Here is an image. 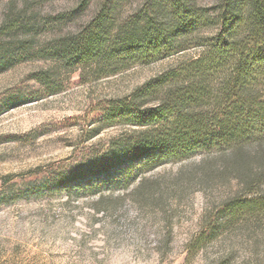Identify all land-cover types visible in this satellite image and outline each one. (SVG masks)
<instances>
[{
    "label": "rangeland",
    "instance_id": "1",
    "mask_svg": "<svg viewBox=\"0 0 264 264\" xmlns=\"http://www.w3.org/2000/svg\"><path fill=\"white\" fill-rule=\"evenodd\" d=\"M144 1H125L122 15ZM102 2L79 10L83 0H0V58L14 63L0 72V264H264V143L249 142L242 157L233 147L214 148L61 183L140 129L109 124L105 111L113 102L201 51L101 78L39 58L77 34ZM196 2L213 14L218 0ZM19 19L26 28L8 31ZM40 72L49 86L33 79ZM237 201L247 206L225 207Z\"/></svg>",
    "mask_w": 264,
    "mask_h": 264
},
{
    "label": "trees",
    "instance_id": "2",
    "mask_svg": "<svg viewBox=\"0 0 264 264\" xmlns=\"http://www.w3.org/2000/svg\"><path fill=\"white\" fill-rule=\"evenodd\" d=\"M125 1L103 0L86 26L77 34L56 40L40 52L39 58L66 69H91L96 78H101L136 65L163 61L192 48L201 51L131 96L113 102L105 111V120L140 129L113 142L87 171L70 173L61 183L105 175L115 167L126 172L125 162L156 165L224 147H233L235 154L242 157L241 150L249 142L261 146L264 0H218L213 14L197 0H145L124 17ZM83 2L79 10L89 0ZM79 10L55 20H69ZM23 28L25 22L19 19L8 31ZM209 29L216 32L201 36ZM10 60L0 58V72L14 64ZM33 79L49 86L46 73H37ZM165 85L169 87L159 95ZM56 92L53 89L51 94ZM154 96L156 103L149 105L147 100ZM246 206L243 201L225 205L229 210ZM215 232L198 238L193 250H198Z\"/></svg>",
    "mask_w": 264,
    "mask_h": 264
}]
</instances>
